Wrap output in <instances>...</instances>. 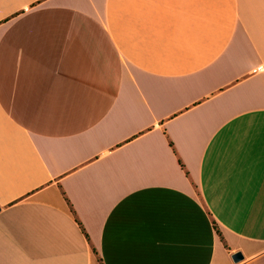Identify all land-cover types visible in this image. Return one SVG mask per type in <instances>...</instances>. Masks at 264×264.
Instances as JSON below:
<instances>
[{
    "label": "crops",
    "instance_id": "1",
    "mask_svg": "<svg viewBox=\"0 0 264 264\" xmlns=\"http://www.w3.org/2000/svg\"><path fill=\"white\" fill-rule=\"evenodd\" d=\"M0 264H264V0H0Z\"/></svg>",
    "mask_w": 264,
    "mask_h": 264
},
{
    "label": "water",
    "instance_id": "2",
    "mask_svg": "<svg viewBox=\"0 0 264 264\" xmlns=\"http://www.w3.org/2000/svg\"><path fill=\"white\" fill-rule=\"evenodd\" d=\"M231 257L232 260L236 263L243 259V255L240 251L232 253Z\"/></svg>",
    "mask_w": 264,
    "mask_h": 264
},
{
    "label": "trees",
    "instance_id": "3",
    "mask_svg": "<svg viewBox=\"0 0 264 264\" xmlns=\"http://www.w3.org/2000/svg\"><path fill=\"white\" fill-rule=\"evenodd\" d=\"M170 144H172V143H170ZM179 163H180L181 166L183 165L182 162H181L180 160H179ZM70 209L73 211V209H72L71 206H70ZM214 226H215V228H216L218 234L221 236V239L223 240L222 234H221V232L219 231V229H218V227H217V225H216L215 223H214Z\"/></svg>",
    "mask_w": 264,
    "mask_h": 264
}]
</instances>
